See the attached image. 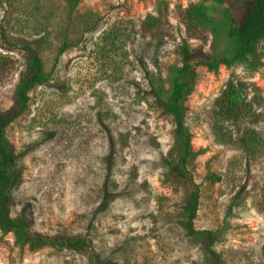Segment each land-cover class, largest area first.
I'll use <instances>...</instances> for the list:
<instances>
[{
	"label": "rangeland",
	"instance_id": "obj_1",
	"mask_svg": "<svg viewBox=\"0 0 264 264\" xmlns=\"http://www.w3.org/2000/svg\"><path fill=\"white\" fill-rule=\"evenodd\" d=\"M70 1L0 0V113L13 105L22 45L37 50L45 77L4 135L18 157L12 217H26L39 234L86 236L93 264H205L181 226L180 196L162 161L174 145L173 123L151 88L168 90L182 38L210 50V38L185 33L176 8L201 3L219 16L236 0H79L73 9ZM157 14L171 36L143 29ZM228 79L246 84L253 121H213V101ZM184 107L189 169L201 189L195 227L216 233L223 264H264V37L242 61L198 67ZM0 264L89 258L32 248L0 230Z\"/></svg>",
	"mask_w": 264,
	"mask_h": 264
},
{
	"label": "trees",
	"instance_id": "obj_2",
	"mask_svg": "<svg viewBox=\"0 0 264 264\" xmlns=\"http://www.w3.org/2000/svg\"><path fill=\"white\" fill-rule=\"evenodd\" d=\"M79 0H71L73 9ZM222 6L228 0H211ZM215 9L201 3H190L176 8L183 30L190 36L210 38V50L205 53L201 48H192L185 38L178 46L179 62L168 69V90L152 86L151 93L161 110L173 123L174 145L163 158V164L170 174L174 192L179 194L181 206L179 215L185 235L198 244L205 256V264H223L221 255L213 248L217 235L210 229H197L195 220L198 215L201 189L189 169L194 154L191 134L185 124L184 101L191 93L196 79V69L205 67L216 70L220 65L230 66L242 61L246 55L253 54L257 43L264 37V0H236L235 10L224 8L219 16ZM143 29L153 35L171 36L168 19L162 15H148L143 20ZM225 47L218 50L221 40ZM24 56L23 72L15 85L13 105L0 113V230L13 232L17 240L32 248L52 245L76 252L88 253L89 264L93 257L89 253L90 244L86 236L44 235L31 229V222L24 216L13 218L11 215L12 195L17 155L5 139L6 128L26 109L28 92L45 80L43 66L37 50L29 44L21 47ZM62 50L59 51L61 53ZM246 84L228 79L214 99L212 118L215 122H235L242 119L253 121V103L245 96ZM209 179H219L211 175Z\"/></svg>",
	"mask_w": 264,
	"mask_h": 264
}]
</instances>
